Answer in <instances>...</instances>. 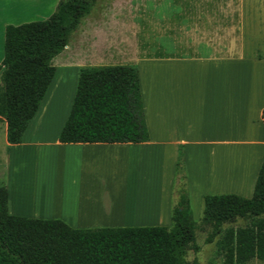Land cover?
I'll list each match as a JSON object with an SVG mask.
<instances>
[{"label": "crops", "instance_id": "1", "mask_svg": "<svg viewBox=\"0 0 264 264\" xmlns=\"http://www.w3.org/2000/svg\"><path fill=\"white\" fill-rule=\"evenodd\" d=\"M57 2L48 0L44 4V0H0V66L4 27L27 23L29 6H40V11H33L32 18L50 16ZM87 16L82 20H86ZM63 49L68 53L56 60L53 76L20 143L7 144L6 125L2 120L0 143L5 151L7 178L14 162L21 159L20 152L24 149L53 145L74 150L69 158L88 164L83 168L80 165L73 168L75 176L79 180H87L88 184L86 190L76 188L75 198L71 199L73 203L70 202L77 206L76 214L80 218H68L62 214L39 217L23 213L19 208L22 204H17L15 189L9 184L5 188L8 215L58 220L74 230L169 228L171 190L179 147L183 152L189 208L191 206L190 211L192 209L195 217L201 195L218 192L235 193L245 199L251 197L264 158V56L189 57L171 54L134 58L130 64H134L137 71L147 142L60 144L57 136L69 113L78 69L84 66L124 64L98 62V57L85 44L71 42ZM45 135H51L48 136L51 140L43 139ZM104 147L107 148L106 157H103ZM129 151L136 156L145 154L147 158L152 157L159 162V180L155 183L156 189H152L153 194H157L154 197L156 203H153L151 212L145 214L139 213L137 201L129 202L125 198L119 203L118 193L126 190L125 179L134 173V166L128 162ZM230 155L232 163L228 176H232L231 180L229 183L227 181L226 187L215 185V163L225 161ZM108 168L120 171L117 175L121 177L119 187H114L115 181L107 175ZM32 181H22L19 196L26 195L24 193ZM48 189V196L36 195L35 208L52 215L51 210L61 205L67 192L60 190L59 186ZM72 191L68 190L69 194L66 195L71 196ZM91 208L93 212L90 213Z\"/></svg>", "mask_w": 264, "mask_h": 264}, {"label": "trees", "instance_id": "2", "mask_svg": "<svg viewBox=\"0 0 264 264\" xmlns=\"http://www.w3.org/2000/svg\"><path fill=\"white\" fill-rule=\"evenodd\" d=\"M94 3L58 0L46 19L4 27L0 120L6 125L7 144L20 143L53 76L51 60L63 50ZM147 140L135 65L80 67L57 142L140 144ZM171 194L169 228L74 230L58 220L8 215L6 189L1 186L0 264H189L183 256L196 251L194 231L198 227L210 228L208 242L218 236L215 251L221 257L220 264L264 262V158L250 198L202 195L196 224L189 208L179 147ZM236 218L247 219L248 224L221 228Z\"/></svg>", "mask_w": 264, "mask_h": 264}, {"label": "rangeland", "instance_id": "3", "mask_svg": "<svg viewBox=\"0 0 264 264\" xmlns=\"http://www.w3.org/2000/svg\"><path fill=\"white\" fill-rule=\"evenodd\" d=\"M47 1L44 0V4ZM35 9L40 11V6H29L27 23L48 17L46 15L30 17ZM85 19L81 20L78 28L70 34L65 47L71 42L85 44L89 51L98 57L96 60L100 63L130 64L134 58L171 54L189 57L241 54L246 57L264 56V0H95ZM67 53L68 51L63 49L52 59L51 65L56 67V60ZM45 136L43 139L51 140L48 137L51 135ZM103 149V157H106L107 148ZM72 152L74 150L56 148L53 145L24 149L20 152L21 159L14 162L13 170L7 178L5 151L0 143V187L6 188L9 184L15 189V198L17 204H22L19 208L23 213L36 214L35 216L39 217L62 214L68 218H80L76 214L77 206L71 204L73 203L71 199L75 198L76 188L86 190L88 184L87 180H79L75 176L73 168L78 165L83 168L88 164L73 161L69 158ZM127 155L128 162L134 166L131 167L134 169V176L130 175L125 179L127 186L124 192L118 193L119 203L125 198L129 202L137 201L140 214L151 212L153 203L154 205L156 203L154 197L156 198L157 194L154 195L152 189H156L155 183L159 180V162L152 157L147 158V155L142 153L136 156L129 151ZM231 155L225 161L215 163V185L228 186L232 177L228 176V169L232 163ZM107 170L110 180L115 181L114 187H119L121 177L117 175L120 171H117V168ZM183 170L187 191L184 159ZM28 179L33 180L32 185L26 189L24 193L26 195L19 196L20 184ZM51 186H59L60 190L67 193L61 205L56 210H51L52 215H46L45 211L36 210V195L48 196L47 194H50L48 188ZM68 190H73L71 196L66 195L69 194ZM200 199L196 217L192 209L190 211L195 223H198L200 218ZM247 224V219L236 218L231 223L222 224L221 228L243 227ZM210 231L208 227L196 230L194 235L196 251H187L183 261L189 264L221 263V257L215 251L218 236L208 242ZM246 264L264 262L251 260Z\"/></svg>", "mask_w": 264, "mask_h": 264}]
</instances>
